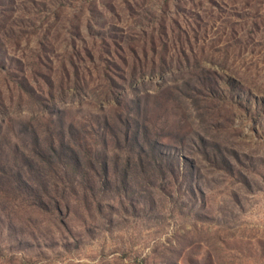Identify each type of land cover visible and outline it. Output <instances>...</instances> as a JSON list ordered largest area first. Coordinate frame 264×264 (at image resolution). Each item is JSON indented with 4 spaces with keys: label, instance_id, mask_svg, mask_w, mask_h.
I'll return each instance as SVG.
<instances>
[{
    "label": "rangeland",
    "instance_id": "obj_1",
    "mask_svg": "<svg viewBox=\"0 0 264 264\" xmlns=\"http://www.w3.org/2000/svg\"><path fill=\"white\" fill-rule=\"evenodd\" d=\"M210 8L0 0V264H264V85L210 50ZM156 33L189 70L147 74ZM85 50L107 60L63 70Z\"/></svg>",
    "mask_w": 264,
    "mask_h": 264
},
{
    "label": "trees",
    "instance_id": "obj_2",
    "mask_svg": "<svg viewBox=\"0 0 264 264\" xmlns=\"http://www.w3.org/2000/svg\"><path fill=\"white\" fill-rule=\"evenodd\" d=\"M209 5L212 6L210 9H217V11L220 12V15H222L220 18H224V21H222V34L229 37V39H225L223 41H218V44L214 42V46H210V50H213L214 54L218 53L221 55V61H224L225 64L229 63L231 60V56L236 60V63L239 65V71L240 73L242 69L245 70H251L250 72L247 71V73L241 74L242 77L246 76V74H250L253 70H256L255 74L249 75L252 77L253 83H262L264 85V70L260 68L259 63H256V60L246 61L249 59V57L254 58V56L261 57L260 55H264V0H207ZM213 17L212 11L211 16H209V20ZM221 19V20H222ZM13 26V25H11ZM15 25L12 27L14 28ZM14 30V29H12ZM5 34L7 37H9L10 32ZM151 32L153 31V28L150 29ZM141 32V31H140ZM14 33V32H13ZM143 34V33H142ZM152 35V33L150 34ZM126 38V37H125ZM225 38V37H224ZM160 41V38L157 36H148L147 37V45L152 53L155 54V57L152 58L151 66L149 67V72L147 74H154L159 73L163 74L165 71H176L179 72V70L185 66L186 69L188 68V63L190 61V58L185 54L186 48H190V45L187 47H182L179 45V41L172 42L171 46L168 44H162L161 47L164 50L163 54L160 55L159 52H155L156 50V41ZM102 41V40H101ZM123 43H126L125 49L123 46H118V44L114 43V45L123 52L124 55H128L129 57V50L130 53L135 59L136 57V48L138 49H144L147 48V46H144L145 40L143 38L139 40H134L131 38H128V41H123ZM167 45V46H166ZM188 45V44H187ZM219 47H218V46ZM208 47V46H207ZM172 48L174 50V53L177 52L178 56L175 58L167 57L166 54L168 53V50ZM206 48V46H205ZM215 48V49H213ZM103 51V48L101 46L100 48ZM87 52V55L85 58H82L80 56V53H73L71 56H69L65 62H62L61 66L63 67V70H67L69 67L70 69L74 70V72H78L80 70L79 66L82 65L85 61L89 62V65L99 67L103 60L105 59L103 56L97 55V57H93V55L85 50ZM107 53V52H106ZM224 53V55H223ZM76 54L79 55V61L75 59ZM165 54V55H164ZM232 54V55H230ZM146 55V53H144ZM47 58V57H46ZM146 58V57H143ZM93 59L95 60V63L92 62ZM50 64L53 63L51 60ZM263 62V60L261 59ZM233 64V62H232ZM255 77V78H254ZM242 81V80H240ZM214 83V85H213ZM242 84H245L244 82ZM208 94L210 96H213L216 93V88H213V86L217 87V82L210 81V84L208 85ZM22 89V87H21ZM260 102H264V96L259 97ZM129 120V119H128ZM130 126V124H128ZM130 131L128 130L126 137L129 138ZM51 151L55 150V146L52 143L50 145Z\"/></svg>",
    "mask_w": 264,
    "mask_h": 264
}]
</instances>
